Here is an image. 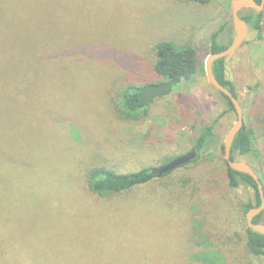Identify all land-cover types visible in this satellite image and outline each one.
I'll return each instance as SVG.
<instances>
[{
    "label": "rangeland",
    "instance_id": "374dc122",
    "mask_svg": "<svg viewBox=\"0 0 264 264\" xmlns=\"http://www.w3.org/2000/svg\"><path fill=\"white\" fill-rule=\"evenodd\" d=\"M231 2L64 0L45 11L50 64L35 42L0 57V264H202L222 243L237 245L217 261L264 264L244 246L253 191H229L220 160L236 115L204 74L211 33L226 23L219 42L232 39ZM261 13V31L247 27L225 75L255 136L240 161L264 178ZM159 41L194 47L203 72L127 113L128 86L163 83ZM202 124L216 141L196 161L119 194L88 190L92 168L123 174L186 154Z\"/></svg>",
    "mask_w": 264,
    "mask_h": 264
},
{
    "label": "trees",
    "instance_id": "16d2710c",
    "mask_svg": "<svg viewBox=\"0 0 264 264\" xmlns=\"http://www.w3.org/2000/svg\"><path fill=\"white\" fill-rule=\"evenodd\" d=\"M192 3L207 4L213 0H186ZM232 1V0H228ZM259 2L260 0H255ZM54 3L64 4V0H0V57L1 60L5 56H12L15 52L21 51L23 48L29 47L31 43L34 45L39 44L38 51L43 58H46V62L50 64L53 60V55L47 56L49 53L48 39L44 31H46L45 11L48 7L50 10L54 6ZM39 7L40 14L39 19L36 18L35 8ZM63 8H57L56 12H60L63 15ZM245 14L240 15L247 25L256 30L257 33L261 31L262 13H256L254 10L246 9L242 10ZM240 13V12H239ZM227 24H222L217 30L213 31L209 40V53L220 52L225 49L230 42L224 44L219 42L220 35H226L228 33ZM29 49V48H28ZM154 72L163 79V82H170L173 86L178 85L180 82L191 83L193 82L199 73L203 70L199 65V61L196 55L194 47L178 46L171 41H159L155 45V63L153 67ZM212 73L215 79L237 98L232 82L227 80L225 75V58L217 59L212 64ZM149 83L137 85L131 84L128 86L123 94L122 106L127 113H133L144 107L146 104L141 105L137 101V95L141 93ZM217 91V90H216ZM218 92V91H217ZM227 105L228 111H233V106L228 97L218 92ZM213 124H202L195 144L190 151L196 152V157L190 161L194 162L204 152V148H209L210 144L215 139ZM254 131L253 128L244 123L240 131L235 135L230 147V159L242 160L245 156L254 151ZM189 151V152H190ZM221 156L220 160L224 164V174L226 186L230 190L238 189L240 186L250 188L254 194V202H247L244 205V212L246 213L252 207H257L260 203V198L256 186V182L247 174L239 173L231 170L223 157L222 145L220 146ZM188 153V152H187ZM178 157V156H177ZM176 157H170L168 161L173 160ZM157 167H143L137 171L117 174L109 171L105 168L95 167L92 168L87 174V186L88 190L99 196L115 195L127 190L133 189L140 185H144L150 182L156 177H163L169 173L158 174L154 172ZM258 175L259 181L262 185L264 192V178L260 175L259 171L254 170ZM264 210L253 217V223L264 224ZM245 249L251 256L264 257V236L247 228L244 229ZM0 244L2 238L0 236ZM218 248H213L205 253L212 252L214 260L202 259V264H226L225 262L217 261L218 255L222 251L233 245L237 244H216ZM219 249V251H218ZM219 253V254H218ZM223 254V253H222Z\"/></svg>",
    "mask_w": 264,
    "mask_h": 264
},
{
    "label": "water",
    "instance_id": "95a60500",
    "mask_svg": "<svg viewBox=\"0 0 264 264\" xmlns=\"http://www.w3.org/2000/svg\"><path fill=\"white\" fill-rule=\"evenodd\" d=\"M264 7V0H260L256 2L255 0H232L230 5V14H231V23L233 29V36L231 39L230 44L220 52L216 53H209L206 56L204 62V74L207 79V82L218 92L222 93L226 97L229 98L235 115L236 119L231 124L229 129L226 132V135L223 139L222 149H223V157L227 163V166L236 172L247 174L250 176L255 182L260 198V203L257 207H252L245 213V224L246 227L263 235L264 236V224L263 223H253V217L257 216L264 210V192L262 185L259 181L258 175L255 171L250 167L247 163L238 161V160H231L230 159V147L233 142L235 135L240 131L243 125V118H242V109L239 104L238 99L228 90V88L221 85L214 77L212 73V64L214 61L220 58H226L231 55L234 51H236L240 45L243 43L246 32H247V23L240 18L239 12L242 9H251L254 10L256 13L262 11ZM172 89V84L170 82H163L161 84H152L147 86L139 95H138V103L141 105L147 104L155 98L167 96ZM196 157L195 151H190L184 155L178 156L173 160L169 161L167 164L154 169V172L158 174H165L173 169L184 165Z\"/></svg>",
    "mask_w": 264,
    "mask_h": 264
},
{
    "label": "flooded vegetation",
    "instance_id": "af4514ba",
    "mask_svg": "<svg viewBox=\"0 0 264 264\" xmlns=\"http://www.w3.org/2000/svg\"><path fill=\"white\" fill-rule=\"evenodd\" d=\"M242 10H246V9H242ZM242 10H241V11H242ZM241 11H240V12H241ZM139 94H140V93H139ZM139 94H138V95H139ZM138 95H137V98H138Z\"/></svg>",
    "mask_w": 264,
    "mask_h": 264
}]
</instances>
